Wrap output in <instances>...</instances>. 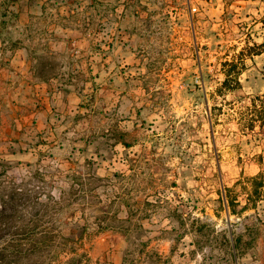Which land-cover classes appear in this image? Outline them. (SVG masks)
Here are the masks:
<instances>
[{"label":"rangeland","instance_id":"obj_1","mask_svg":"<svg viewBox=\"0 0 264 264\" xmlns=\"http://www.w3.org/2000/svg\"><path fill=\"white\" fill-rule=\"evenodd\" d=\"M24 5L39 15L22 24ZM40 6L0 0V60L18 46L49 54L41 39L52 24L82 29L85 58L113 53L115 43L125 57L106 79L78 78L72 65L83 49L67 36L70 64L56 81L75 83V114L54 112L45 128L0 126L3 151L31 154L0 159V264H264V201L242 211L249 179L264 182V127L246 108L264 100V52L246 51L264 27L240 0H46L42 14ZM231 61L242 70L228 91ZM228 229L243 234L235 262Z\"/></svg>","mask_w":264,"mask_h":264},{"label":"crops","instance_id":"obj_2","mask_svg":"<svg viewBox=\"0 0 264 264\" xmlns=\"http://www.w3.org/2000/svg\"><path fill=\"white\" fill-rule=\"evenodd\" d=\"M39 1L42 6V2L46 0ZM85 1L76 0V3L82 4ZM240 2H242V11L247 16V19H254L253 23L261 24L264 27V19H261L264 16V0H240ZM41 6L39 7L41 9L40 14H42L43 10ZM17 9L21 15L22 24H24L25 19H28L27 16L29 14L39 15V10L33 11V6L24 5L22 9L19 7ZM56 10L49 8L50 12H47V14ZM65 12V9L61 10L62 14ZM85 12L89 11L86 10ZM47 31L50 37L46 38L47 33H45L41 42L44 41L42 44L44 48H49V54L43 55L41 58H33L21 46H18L9 54H5V57L0 60V126H5L6 129L15 125H29L33 122H35V127L45 128L46 124H51L54 112L63 118L75 114V108L81 101L77 94L75 83H71L66 89H58L56 81L61 75V66L70 64L68 57L65 58L62 55L65 50L67 51V36L72 35V38H76L79 46L83 49L82 57L72 65L78 73V78L106 79L109 77L107 75L113 73L110 63L125 57L121 47H118L115 43L113 53L109 51L104 52L102 55H92L90 58H85L84 55L88 51L87 47L90 43L78 26L65 24L58 27V25L52 24L47 27ZM98 38L101 42L106 40L105 37L98 36ZM94 41H98V39L96 38ZM5 43V40L0 39V48L4 47ZM90 62H92L91 67H89ZM46 63H49V65ZM10 77L12 83L8 85L5 81L10 80ZM37 102L43 103L44 108L37 109ZM14 133L20 134L18 130ZM4 134L11 137L10 132L6 133L4 131L2 135ZM47 139V144L51 146L57 144V138L54 133L50 132ZM3 149L4 146L1 145L0 159L2 160L27 159L31 157L29 153L19 156L3 151Z\"/></svg>","mask_w":264,"mask_h":264},{"label":"trees","instance_id":"obj_3","mask_svg":"<svg viewBox=\"0 0 264 264\" xmlns=\"http://www.w3.org/2000/svg\"><path fill=\"white\" fill-rule=\"evenodd\" d=\"M248 50H246L248 55H256L260 54L261 52L264 51V39L259 45L253 44L252 46H247ZM258 47L257 50H255ZM245 50H242L240 52V55L244 52ZM244 65V64H243ZM243 67V66H242ZM242 68L239 67L238 61H231V62H225L224 63V81L222 82V87L225 90L232 91L235 90L239 87L240 85V80H239V75L241 74ZM233 83V84H232ZM251 118L250 120L256 123H260L259 125L263 128L264 127V100H259L255 98H250V102L246 106ZM252 124V126H253ZM249 185H250V191L247 192L244 201L245 204L242 208V211H246L249 208H256L257 205H259L260 201H264V196L260 194L259 188L263 187L264 182L261 180L260 175H256L249 179ZM227 206H233L234 205V200L231 198H228L227 196ZM4 206L1 211L5 210ZM248 218V217H245ZM244 229H249L248 226H245ZM228 232L230 234V239L229 243L231 245V251L233 254L234 262L238 258V253L240 252V240L243 234H236L235 231L232 229H228Z\"/></svg>","mask_w":264,"mask_h":264}]
</instances>
